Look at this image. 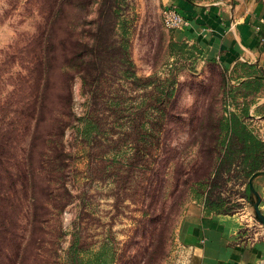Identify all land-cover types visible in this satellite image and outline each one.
<instances>
[{"label": "rangeland", "instance_id": "obj_1", "mask_svg": "<svg viewBox=\"0 0 264 264\" xmlns=\"http://www.w3.org/2000/svg\"><path fill=\"white\" fill-rule=\"evenodd\" d=\"M59 1L0 0V264L16 253L23 264H95L105 245L109 264H188L177 233L195 200L192 183L214 162L209 126L261 101L243 122L263 140L264 92L244 99L236 77L220 62L200 61L195 48L188 56L187 47L174 45L184 41L162 22L164 0H109L103 21L111 24L109 36L127 44L126 67L150 85L141 88L121 78L123 66H115L112 57L102 62L98 80L89 65L85 79L76 75L71 106L78 119L62 136L66 166L59 171L53 166L50 177L41 164L57 147L49 123L64 88L56 67L48 105L42 104L38 34L49 27L57 32L55 40L67 37L79 50V40L91 41L99 13V0H67L61 6ZM58 8L63 18L49 21ZM167 78L172 94L161 97L160 81ZM233 147L239 150L240 144ZM233 156L216 180L214 196L224 197L222 208L235 210L264 236L255 210L261 197H252L254 205L243 198L248 178ZM61 183L72 198L58 213L55 190ZM69 249L76 250L74 258Z\"/></svg>", "mask_w": 264, "mask_h": 264}, {"label": "trees", "instance_id": "obj_2", "mask_svg": "<svg viewBox=\"0 0 264 264\" xmlns=\"http://www.w3.org/2000/svg\"><path fill=\"white\" fill-rule=\"evenodd\" d=\"M109 0H99L97 3L99 13H97L96 18L92 21L95 23L94 32L92 33L91 41H78V45H80L79 50L73 49L68 45L67 37L60 36L58 40H55L54 37L57 32L55 30H51L49 27L43 28L39 34L38 38L41 42V59L38 61L39 69H40V80H41V101L42 104L47 106V91L50 89L52 85V76L53 71L57 67L58 75L61 76V81L63 84L64 92L62 93L59 101L61 104L56 108L57 112L53 114V117L50 119V127L54 129L56 132L53 135L54 144H57V147L54 150L50 151V158L47 160L43 159L41 164V168L45 170V173H49L50 177L54 175L51 174V171L54 170L52 167L55 166V169L62 170L66 166V151L62 142V136L65 131L71 128L75 121L78 119L75 117V114L72 110L71 101V82L76 75L81 76L85 79L86 73L85 68L91 67V75L94 76V80H98V76L102 73L103 61L106 58L112 57L114 59L115 66H123L120 70L121 78L126 80H131L133 83H140L141 88L149 87V81L145 84L142 83L141 78L138 77L134 72L130 71L127 66H131V62L126 56V48L127 44L124 41L121 43L116 42L111 36H109L112 28L109 24H104L103 21H106V9L110 8L107 5ZM194 1V0H189ZM263 1V0H259ZM67 0H60L58 5H63ZM111 3V2H110ZM116 5V3H115ZM116 7V6H115ZM59 12L54 13V17L51 16L49 21L59 20L63 18V11L58 8ZM115 12V10H114ZM123 26V23L120 24V27ZM105 27H108L105 29ZM110 27V29H109ZM93 29V28H92ZM262 31L264 30V26H261ZM72 35L71 30H66V33ZM108 34V36H107ZM79 39V38H77ZM76 39V40H77ZM116 42V43H115ZM118 43V44H117ZM174 45L180 46L181 49H185L187 47L188 56L192 55L193 48L196 49V55L200 54L201 50L195 47L194 45L188 46L186 42H174ZM190 51V52H189ZM192 51V52H191ZM56 55L60 56V60L56 58ZM198 56V55H197ZM80 61V66L79 62ZM74 63L77 66H74ZM242 70H244L245 65H241ZM73 68V69H71ZM262 71H245L244 75L247 76L243 81L240 80V75L236 78V82L238 83L237 89L244 90L241 93V96L244 99H247L249 96H253L257 94L264 87V75L261 73ZM95 73V74H94ZM242 73V74H243ZM241 75V76H244ZM250 75H254L250 77ZM235 78V79H236ZM163 84L162 89L164 94L161 97L170 96L172 94L173 88H171V84L173 81H170L169 78L164 81H160ZM167 87V90H166ZM253 100H251V103ZM254 103V102H253ZM64 106V107H62ZM62 107V108H61ZM250 105L244 106L241 109V113L237 114L235 112L229 113V117L225 122H222L221 119L215 120L214 124H210V133L215 137V144L210 149V152H216L214 156V162L211 164V168L206 172L201 178L192 183V192L195 200L200 201L197 202L203 206L205 213H223V214H233L235 210L230 208H222V203L224 202V197L217 195L214 196V186L216 185V180L218 177L222 175V169L224 166H230L234 161V154L237 155L240 164H242L244 170H246V177L250 178L254 173L263 171L261 169L264 162V141L259 139L255 134H253L249 129H247L246 125L243 122V117H249ZM256 111V109H255ZM44 119V118H43ZM45 121V120H44ZM155 126V124H154ZM159 133V128L157 129ZM156 128H154L155 136H157ZM151 135V133L149 134ZM31 139V145H32ZM234 143L240 144V149H232L234 148ZM236 145V144H235ZM200 149L207 150L206 145L200 143ZM210 148V147H209ZM228 171L229 168H226ZM191 170V169H190ZM196 167H194L189 175H194L196 173ZM213 175V177H211ZM64 177V176H63ZM25 186V185H24ZM245 193L243 194V198L251 205H254L253 198L255 196L254 192L250 190L249 182L247 181L245 184ZM56 192V197L58 199V210L60 213L70 202L71 200V192L69 189L61 183ZM55 197V198H56ZM9 198L7 197V200ZM36 198H34L35 200ZM8 229V226H7ZM14 240V235L9 237V241ZM106 245L103 246V249L99 250L96 253L94 258L95 264H109L112 261V258L109 256L108 251L105 249ZM74 249H69V253L71 257H75ZM7 264H23L22 256H16L13 254H7Z\"/></svg>", "mask_w": 264, "mask_h": 264}, {"label": "crops", "instance_id": "obj_3", "mask_svg": "<svg viewBox=\"0 0 264 264\" xmlns=\"http://www.w3.org/2000/svg\"><path fill=\"white\" fill-rule=\"evenodd\" d=\"M164 3L187 19L185 27L175 30L176 40L200 49V61L220 62L234 76L240 75L241 81L247 78L245 71L264 72V0ZM241 65H245L244 70ZM263 92L264 88L257 95ZM260 105L263 102H256L250 111ZM260 116L264 118V114ZM252 185L255 196L261 197L257 207L264 215V174L257 175ZM251 225L238 213L207 214L201 204L192 201L178 227L177 238L187 251L188 264H264V236H258Z\"/></svg>", "mask_w": 264, "mask_h": 264}, {"label": "built area", "instance_id": "obj_4", "mask_svg": "<svg viewBox=\"0 0 264 264\" xmlns=\"http://www.w3.org/2000/svg\"><path fill=\"white\" fill-rule=\"evenodd\" d=\"M164 26L171 30H179L188 24L187 19L174 7H166L162 12Z\"/></svg>", "mask_w": 264, "mask_h": 264}, {"label": "water", "instance_id": "obj_5", "mask_svg": "<svg viewBox=\"0 0 264 264\" xmlns=\"http://www.w3.org/2000/svg\"><path fill=\"white\" fill-rule=\"evenodd\" d=\"M260 174H264V171H260V172H257V173H254L252 176H250L248 182H249V186H250V190L253 191V185H252V180L257 176V175H260ZM255 210L257 212V215L259 217V219L261 220V222L263 223L264 225V217L261 215V213L259 212L258 210V207L257 205L255 206Z\"/></svg>", "mask_w": 264, "mask_h": 264}]
</instances>
